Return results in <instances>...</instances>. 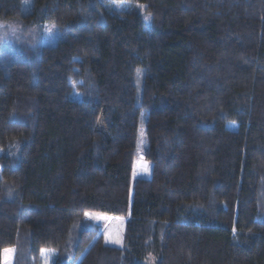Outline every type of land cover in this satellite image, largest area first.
I'll return each instance as SVG.
<instances>
[{
	"label": "trees",
	"instance_id": "16d2710c",
	"mask_svg": "<svg viewBox=\"0 0 264 264\" xmlns=\"http://www.w3.org/2000/svg\"><path fill=\"white\" fill-rule=\"evenodd\" d=\"M0 20L59 33L0 49L11 264H264V0H0ZM85 213L124 218L122 246Z\"/></svg>",
	"mask_w": 264,
	"mask_h": 264
},
{
	"label": "rangeland",
	"instance_id": "374dc122",
	"mask_svg": "<svg viewBox=\"0 0 264 264\" xmlns=\"http://www.w3.org/2000/svg\"><path fill=\"white\" fill-rule=\"evenodd\" d=\"M21 6L24 12L31 8V0H21ZM59 37L57 29L52 24H44L42 26L32 27L31 30H24L23 24L18 20H0V49L8 47H16L17 44L28 40L30 49L39 47L52 46ZM26 38V39H25ZM16 144V143H15ZM138 144L140 150L143 149L145 145V140L143 134L140 133L138 136ZM3 152L0 148V154ZM139 163V165H137ZM143 164L146 167L144 171ZM144 160L143 156L140 154L138 158L134 161L132 178L142 177L144 174L149 177L150 166ZM84 217L97 224L102 233V241L105 245L119 248L122 246L123 232H124V222L125 219L122 217H113L105 214H90L85 213ZM112 241H119V243H114Z\"/></svg>",
	"mask_w": 264,
	"mask_h": 264
},
{
	"label": "snow or ice",
	"instance_id": "6c2138e0",
	"mask_svg": "<svg viewBox=\"0 0 264 264\" xmlns=\"http://www.w3.org/2000/svg\"><path fill=\"white\" fill-rule=\"evenodd\" d=\"M114 243H119V241H112ZM14 249H5L2 253H0V260L3 261V264H11V258L14 255ZM49 254L42 250V256H48Z\"/></svg>",
	"mask_w": 264,
	"mask_h": 264
},
{
	"label": "crops",
	"instance_id": "0c3cea01",
	"mask_svg": "<svg viewBox=\"0 0 264 264\" xmlns=\"http://www.w3.org/2000/svg\"><path fill=\"white\" fill-rule=\"evenodd\" d=\"M147 166H148V164H147ZM148 167H150V166H148ZM145 177H147V175H143L142 177H139V178H145Z\"/></svg>",
	"mask_w": 264,
	"mask_h": 264
}]
</instances>
